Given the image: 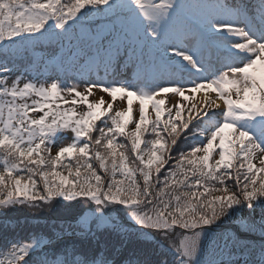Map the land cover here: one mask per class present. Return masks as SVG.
<instances>
[{"label":"snow or ice","instance_id":"1","mask_svg":"<svg viewBox=\"0 0 264 264\" xmlns=\"http://www.w3.org/2000/svg\"><path fill=\"white\" fill-rule=\"evenodd\" d=\"M0 264H264V0H0Z\"/></svg>","mask_w":264,"mask_h":264},{"label":"rangeland","instance_id":"2","mask_svg":"<svg viewBox=\"0 0 264 264\" xmlns=\"http://www.w3.org/2000/svg\"><path fill=\"white\" fill-rule=\"evenodd\" d=\"M129 75H131V72H129ZM202 95H203V93H198L197 99H200L202 97ZM101 96H103V98L106 102L110 101V98L107 96V94L102 93L99 90H95V94L93 96L89 97V99L92 101H95V100L99 99ZM104 106L106 107V104ZM78 107H80V106H78ZM125 107H126V101L118 98L113 102V110L109 114L114 115L115 110H123ZM133 109H134V115H135L136 112L138 111L135 103L133 105ZM131 127L132 126L130 125L129 130H131Z\"/></svg>","mask_w":264,"mask_h":264},{"label":"trees","instance_id":"3","mask_svg":"<svg viewBox=\"0 0 264 264\" xmlns=\"http://www.w3.org/2000/svg\"><path fill=\"white\" fill-rule=\"evenodd\" d=\"M142 146H143V145H142ZM129 147H130V145H129ZM28 215L30 216L31 214H28ZM31 222H32V221H31ZM40 222H41V223H43V221H42V220H41Z\"/></svg>","mask_w":264,"mask_h":264}]
</instances>
